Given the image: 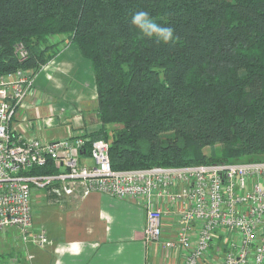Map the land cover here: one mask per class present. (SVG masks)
<instances>
[{"label":"trees","instance_id":"1","mask_svg":"<svg viewBox=\"0 0 264 264\" xmlns=\"http://www.w3.org/2000/svg\"><path fill=\"white\" fill-rule=\"evenodd\" d=\"M138 9L174 42L142 37L129 22ZM60 35L95 75L100 127L84 147L108 140L113 168L264 159V0H0V76L36 72Z\"/></svg>","mask_w":264,"mask_h":264},{"label":"built area","instance_id":"2","mask_svg":"<svg viewBox=\"0 0 264 264\" xmlns=\"http://www.w3.org/2000/svg\"><path fill=\"white\" fill-rule=\"evenodd\" d=\"M16 53L20 61L29 57L22 43ZM33 74L18 68L0 76V230L16 227L23 239L48 244L44 229L33 230L34 194L60 201L81 187L141 203L147 242L162 240L172 215L174 235L162 243L181 250L179 264H264V159L115 169L106 139H95L87 152L82 134L50 140L18 129ZM50 161L57 171H31Z\"/></svg>","mask_w":264,"mask_h":264},{"label":"crops","instance_id":"3","mask_svg":"<svg viewBox=\"0 0 264 264\" xmlns=\"http://www.w3.org/2000/svg\"><path fill=\"white\" fill-rule=\"evenodd\" d=\"M36 73L33 93L27 95L18 109L15 122L18 129L54 140L100 127L92 65L74 44H66ZM64 124L63 135L51 132L43 136L45 128L58 130ZM56 198L45 196L41 190L33 196V201L47 206L48 213L40 225L34 219L33 230L44 229L50 242L38 246L23 239L25 246L19 250L10 247L5 254L6 264L180 263L181 250L164 249L162 243L174 235L176 223L172 215L165 216L162 240L147 242L143 238L145 209L137 200L99 191L84 194L81 187L60 201Z\"/></svg>","mask_w":264,"mask_h":264},{"label":"rangeland","instance_id":"4","mask_svg":"<svg viewBox=\"0 0 264 264\" xmlns=\"http://www.w3.org/2000/svg\"><path fill=\"white\" fill-rule=\"evenodd\" d=\"M63 37V35H60V36H53L52 37V40H54V43H57V46L60 48L61 47V49L66 45V44H69L67 41V39H62L61 40V38ZM53 48V47H52ZM61 49H60V51H61ZM53 50V49H52ZM59 51V52H60ZM58 52V53H59ZM57 53V54H58ZM56 55V54H55ZM54 55V56H55ZM52 58V57H51ZM50 60V59H49ZM48 60V61H49ZM47 61V62H48ZM46 62V63H47ZM46 63H42L41 65H40V67L42 66V65H44V64H46ZM40 69V68H39ZM38 69V70H39ZM27 70H31V69H27ZM37 70V71H38ZM32 71V70H31ZM36 71V72H37ZM36 72H34V76H35V78H36V75H37V73ZM36 80V79H35ZM34 86V85H33ZM33 93V90L32 91H30V93ZM31 93V94H32ZM22 111V110H21ZM51 111H54V110H52L51 109ZM89 111H93V113H92V116H96V113H95V111L94 110H90L89 109ZM96 112H97V110H96ZM37 117H38V115H37ZM33 123V121L31 122V124ZM65 126H66V124H64V125H61V129H58V130H55V128L54 127H52V128H45L44 130H43V136H46L47 137V133L48 134H50L51 132H54V135L55 134H57V135H63V132H65V130H63L64 128H65ZM114 127H117V126H119L118 124H114L113 125ZM79 132H77V133H73V134H78ZM63 137V136H62ZM207 152L209 151V148H206L205 149ZM46 205L45 204H39V203H37V202H35V201H33V199H32V214H33V217H34V219L36 220V224L37 225H40L41 223V221H45V215L46 214H48L47 213V211H46ZM50 208V207H49ZM48 216V215H47ZM49 218H51V220H52V217H49ZM49 223H52L51 221H48ZM25 246V242H24V240H23V238H22V235H21V232L19 231V230H17L15 227H10V228H7V229H2V230H0V264H6L7 263V260L8 259H5V254H7L9 251L8 250H10V247H12V249L13 250H19L20 248H21V246ZM30 245L32 246L31 248L32 249H36V245H34V244H31L30 243ZM22 246V247H23Z\"/></svg>","mask_w":264,"mask_h":264},{"label":"clouds","instance_id":"5","mask_svg":"<svg viewBox=\"0 0 264 264\" xmlns=\"http://www.w3.org/2000/svg\"><path fill=\"white\" fill-rule=\"evenodd\" d=\"M130 24L142 37L155 38L158 43L168 44L175 40V29L170 24L158 22V18L143 9L130 13Z\"/></svg>","mask_w":264,"mask_h":264},{"label":"water","instance_id":"6","mask_svg":"<svg viewBox=\"0 0 264 264\" xmlns=\"http://www.w3.org/2000/svg\"><path fill=\"white\" fill-rule=\"evenodd\" d=\"M82 152H84V150H82Z\"/></svg>","mask_w":264,"mask_h":264}]
</instances>
